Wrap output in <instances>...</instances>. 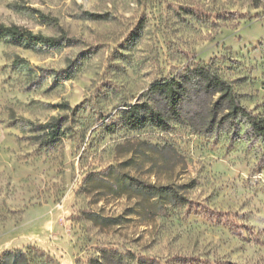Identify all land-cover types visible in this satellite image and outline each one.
Here are the masks:
<instances>
[{"label": "rangeland", "instance_id": "374dc122", "mask_svg": "<svg viewBox=\"0 0 264 264\" xmlns=\"http://www.w3.org/2000/svg\"><path fill=\"white\" fill-rule=\"evenodd\" d=\"M0 25L58 41L0 42V254L264 264V142L246 124L213 128L209 93L193 92L176 120L151 93L202 62L264 117V0H0ZM148 99L165 131L118 124ZM53 118L63 137L38 144ZM122 178L172 187L186 206L143 208Z\"/></svg>", "mask_w": 264, "mask_h": 264}, {"label": "trees", "instance_id": "16d2710c", "mask_svg": "<svg viewBox=\"0 0 264 264\" xmlns=\"http://www.w3.org/2000/svg\"><path fill=\"white\" fill-rule=\"evenodd\" d=\"M41 21L46 22L48 17L39 11H35ZM10 37L13 39H26L32 43L49 42L56 43V39H45L40 35H33L31 31L17 25H0V42L3 38ZM202 62H199L196 67L190 68L184 73L178 74L170 79H165L160 83H156L151 87V93L157 94L165 109L171 116V119L176 120L181 117L180 110L183 103L194 93L206 92L211 97H217L210 107L209 113L211 119L210 125L217 124L229 128H237L241 124H246L248 132L254 139H261L264 142V117L259 114H254L248 111L241 105L240 99L232 86L211 73L208 68H205ZM192 76V77H191ZM193 87L190 92L189 87ZM156 103L151 99L140 101L133 105H128L124 109L117 112V122L122 127L130 130H137L143 127L156 128L165 131L169 126V119L161 113V110L155 106ZM68 108V107H66ZM158 109V110H157ZM219 117V118H218ZM218 118V119H217ZM44 131L35 138L39 140L38 144H49L55 142L63 137L61 121L56 118L51 119L45 124ZM142 144V142H139ZM166 149L161 152L165 153ZM110 172L115 170L113 167L108 169ZM94 175H90V178ZM125 181L126 189L124 191H132L136 197L147 203L143 208L150 210H161L167 206H186L183 198L179 196L177 191L169 186H157L155 184H145L129 179H120ZM119 181H117L116 188L111 186L114 190H119ZM89 221L96 225H103L108 222L112 224H119V219L103 218L94 212L82 213ZM0 264H58L47 253L39 249H30L22 251L18 249L6 250L0 254Z\"/></svg>", "mask_w": 264, "mask_h": 264}]
</instances>
